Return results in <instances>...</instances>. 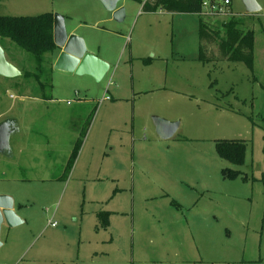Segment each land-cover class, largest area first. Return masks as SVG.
Instances as JSON below:
<instances>
[{"label":"rangeland","instance_id":"1","mask_svg":"<svg viewBox=\"0 0 264 264\" xmlns=\"http://www.w3.org/2000/svg\"><path fill=\"white\" fill-rule=\"evenodd\" d=\"M146 1L121 0L117 22L98 0H0V16L66 17L109 67L95 82L0 39L20 72L0 76V113L19 124L12 157L0 155V196L21 221L1 229L0 264H264V0L253 14L230 0L233 16H203L221 36L230 18L254 32L252 70L201 63L199 16L139 11ZM154 116L179 122L173 137L156 136ZM220 140L246 144L241 166L221 157ZM99 213H110L106 229Z\"/></svg>","mask_w":264,"mask_h":264},{"label":"trees","instance_id":"2","mask_svg":"<svg viewBox=\"0 0 264 264\" xmlns=\"http://www.w3.org/2000/svg\"><path fill=\"white\" fill-rule=\"evenodd\" d=\"M213 0H147L141 7L143 12L162 11L166 13L196 14L199 16L198 38L199 53L197 60L203 64L226 60L231 63H243L252 70L254 63V32L239 27L237 21L230 18L222 24L221 30L203 20L202 4ZM0 39H8L20 49L29 53L41 65L46 54L52 55L55 45L53 43V15L43 13L37 16H0ZM216 45L218 57L207 55V46ZM40 69V68H39ZM41 75L43 70H38ZM24 77H29L25 76ZM38 81V79H37ZM93 112L87 119L80 136L75 141L74 147L64 168V177H67L73 167L82 140L86 135ZM221 157L235 166H241L246 152V144L239 140H220L215 143ZM224 179L234 180L242 173L238 170L223 169ZM242 179H245L243 177ZM109 213H99V228L108 227Z\"/></svg>","mask_w":264,"mask_h":264},{"label":"water","instance_id":"3","mask_svg":"<svg viewBox=\"0 0 264 264\" xmlns=\"http://www.w3.org/2000/svg\"><path fill=\"white\" fill-rule=\"evenodd\" d=\"M120 1L98 0L117 22H121L124 18V9L118 6ZM241 2L247 14L260 11L256 0H241ZM53 43L58 51L53 64L55 69L78 77L87 76L95 82H100L108 72V65L88 51L84 39L70 34L64 17L57 14L53 15ZM19 75L18 69L6 61L0 47V76L13 78ZM152 124L156 136L161 139L173 137L179 127L178 121H167L156 116L152 117ZM17 133L18 123L15 119L6 118L0 121V155L12 157L9 140ZM12 206V199L0 196V232L3 227L13 228L21 223Z\"/></svg>","mask_w":264,"mask_h":264},{"label":"built area","instance_id":"4","mask_svg":"<svg viewBox=\"0 0 264 264\" xmlns=\"http://www.w3.org/2000/svg\"><path fill=\"white\" fill-rule=\"evenodd\" d=\"M229 6L230 0H213L210 2L207 1L202 4V14L203 16H233L232 12L229 10ZM104 99L108 100V97ZM49 224L51 226H56V224L52 222H49Z\"/></svg>","mask_w":264,"mask_h":264},{"label":"crops","instance_id":"5","mask_svg":"<svg viewBox=\"0 0 264 264\" xmlns=\"http://www.w3.org/2000/svg\"><path fill=\"white\" fill-rule=\"evenodd\" d=\"M99 3V2H98ZM100 4V3H99ZM102 7V6H101ZM231 10H232V2H231ZM139 11H141V9L139 10ZM111 16V15H110ZM65 19V22H66V17L64 18ZM108 20V19H107ZM67 26V29H69L68 30V32L70 33V34H77L76 33V30H77V25H74L73 27H72V23H65ZM87 46H88V44H87ZM90 53H92V50H88ZM254 52V51H253ZM255 53V52H254ZM57 54H58V51H57V49L55 48L54 49V51H53V53H52V56L54 57L53 58V63H54V61H55V59H56V56H57ZM96 56H98L100 59H102L104 62H107V60L105 59V58H103L102 56H100L99 54H97ZM90 78V77H89ZM10 83L12 84V80H10ZM10 84V85H11ZM24 98H26V97H22V99H24ZM34 100H40V99H42V98H40V97H34L33 98ZM103 101H105V99L103 100ZM3 116H4V114L3 113H0V121H2L3 119H5V118H3ZM19 125V124H18ZM20 128V127H19ZM153 129H154V127H153ZM22 130V129H21ZM88 132H89V130H88ZM86 133V135L84 136V138H83V140H82V144H81V147H80V149L83 147V144H84V140H85V138L87 139V134H89V133ZM80 136V135H79ZM80 149H79V151H80ZM79 151H78V154H77V157H76V159H75V162H74V164H73V167L71 168V171H73V168H75V164H77V162H78V160H79V158H80V154H79ZM70 154H71V152H70ZM70 156V155H69ZM69 158V157H68ZM68 161V160H67ZM71 171H70V173H71ZM69 173V174H70ZM68 174V175H69ZM110 214V213H109ZM108 220H109V218H108ZM48 224H49V222H48ZM50 225V224H49ZM51 226V225H50ZM108 226H109V222H108ZM53 227V226H52Z\"/></svg>","mask_w":264,"mask_h":264}]
</instances>
